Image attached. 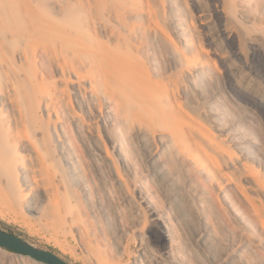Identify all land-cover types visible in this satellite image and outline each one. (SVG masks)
<instances>
[{
    "label": "bare ground",
    "instance_id": "6f19581e",
    "mask_svg": "<svg viewBox=\"0 0 264 264\" xmlns=\"http://www.w3.org/2000/svg\"><path fill=\"white\" fill-rule=\"evenodd\" d=\"M161 1L0 0V214L87 264H264V151Z\"/></svg>",
    "mask_w": 264,
    "mask_h": 264
},
{
    "label": "rangeland",
    "instance_id": "374dc122",
    "mask_svg": "<svg viewBox=\"0 0 264 264\" xmlns=\"http://www.w3.org/2000/svg\"><path fill=\"white\" fill-rule=\"evenodd\" d=\"M161 6L172 22L186 30L182 37L172 23L167 24L175 39L190 48L191 55L203 49L199 53L214 67L208 71L209 85L201 86L204 98L226 112L229 128L236 126L256 151H264V0H162ZM250 34L257 39L249 38ZM0 227L59 253L72 264H87L79 248L74 253L65 251L46 232H33L2 214ZM0 257L12 264H39L4 247Z\"/></svg>",
    "mask_w": 264,
    "mask_h": 264
},
{
    "label": "water",
    "instance_id": "95a60500",
    "mask_svg": "<svg viewBox=\"0 0 264 264\" xmlns=\"http://www.w3.org/2000/svg\"><path fill=\"white\" fill-rule=\"evenodd\" d=\"M0 246L29 255L32 258L48 264H70L51 249L31 243L22 236L0 227Z\"/></svg>",
    "mask_w": 264,
    "mask_h": 264
},
{
    "label": "trees",
    "instance_id": "16d2710c",
    "mask_svg": "<svg viewBox=\"0 0 264 264\" xmlns=\"http://www.w3.org/2000/svg\"><path fill=\"white\" fill-rule=\"evenodd\" d=\"M6 249H8V248H6ZM8 250H10V251H12V252H16V251H14V250H11V249H8ZM16 253H18V252H16Z\"/></svg>",
    "mask_w": 264,
    "mask_h": 264
}]
</instances>
